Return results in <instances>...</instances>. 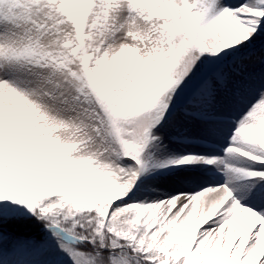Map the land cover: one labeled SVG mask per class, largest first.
Listing matches in <instances>:
<instances>
[{"label": "snow or ice", "instance_id": "snow-or-ice-1", "mask_svg": "<svg viewBox=\"0 0 264 264\" xmlns=\"http://www.w3.org/2000/svg\"><path fill=\"white\" fill-rule=\"evenodd\" d=\"M0 264H264V0H0Z\"/></svg>", "mask_w": 264, "mask_h": 264}]
</instances>
